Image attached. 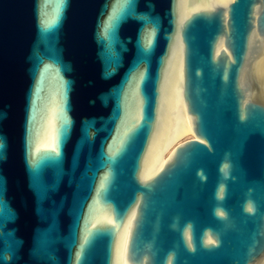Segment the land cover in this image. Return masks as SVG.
Returning a JSON list of instances; mask_svg holds the SVG:
<instances>
[{
    "label": "water",
    "instance_id": "water-1",
    "mask_svg": "<svg viewBox=\"0 0 264 264\" xmlns=\"http://www.w3.org/2000/svg\"><path fill=\"white\" fill-rule=\"evenodd\" d=\"M263 55L264 0H0V264H264Z\"/></svg>",
    "mask_w": 264,
    "mask_h": 264
},
{
    "label": "bare ground",
    "instance_id": "bare-ground-1",
    "mask_svg": "<svg viewBox=\"0 0 264 264\" xmlns=\"http://www.w3.org/2000/svg\"><path fill=\"white\" fill-rule=\"evenodd\" d=\"M256 72L264 88V55L256 63ZM176 110H177L176 112H178V124L182 123L181 127L179 125H178L179 128L175 127V131L172 134V136L174 137H172L170 140V142H172L171 146L165 152L163 157L161 159H158L152 165V167L150 168L148 172H154L161 167V165L163 164L165 160V157H167L170 154L171 149L174 147V145H176L178 142H180L182 139H184L187 136H189L190 138H193L190 132V123L187 117L184 115L182 106L179 101H178V105H176Z\"/></svg>",
    "mask_w": 264,
    "mask_h": 264
},
{
    "label": "rangeland",
    "instance_id": "rangeland-1",
    "mask_svg": "<svg viewBox=\"0 0 264 264\" xmlns=\"http://www.w3.org/2000/svg\"><path fill=\"white\" fill-rule=\"evenodd\" d=\"M177 111V110H176ZM190 138L189 136L185 137L183 140Z\"/></svg>",
    "mask_w": 264,
    "mask_h": 264
}]
</instances>
